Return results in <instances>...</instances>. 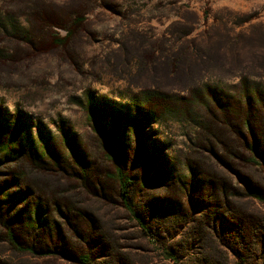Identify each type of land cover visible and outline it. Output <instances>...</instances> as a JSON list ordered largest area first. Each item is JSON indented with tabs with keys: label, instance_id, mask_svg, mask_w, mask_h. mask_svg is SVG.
I'll list each match as a JSON object with an SVG mask.
<instances>
[{
	"label": "rangeland",
	"instance_id": "rangeland-1",
	"mask_svg": "<svg viewBox=\"0 0 264 264\" xmlns=\"http://www.w3.org/2000/svg\"><path fill=\"white\" fill-rule=\"evenodd\" d=\"M74 10H88L84 26L65 48L58 47L51 37L65 33L41 26L40 19L64 17ZM33 19L38 23L35 28ZM187 48L206 54L202 74L206 82L225 88L237 82L230 67H215L217 59L210 54L229 48L237 59L227 63L249 67V77L264 83V0H0V121L9 124L21 118L33 136L50 139L64 165L59 189L79 202L78 210L92 218L88 220L99 227L103 224L115 236L117 255L125 254L134 264H174L137 237L135 223L114 203L81 196L76 189L75 177L84 176L80 166L87 182L103 185L110 198L117 189L105 178L112 166L106 158L109 143L94 134L92 112L104 118L111 138L128 131L119 146L121 161L126 159L135 176V198L146 216L153 209L159 215L186 217L194 229V220L217 212L211 225L216 233L206 232L221 235V243L246 256L245 264H264V240L256 236L258 230L264 233V203L233 197L228 211L213 186L226 178L233 180L236 189L252 185L264 194V174L242 168L237 177L189 154L194 135L189 122L169 115L155 120L147 117L145 108L136 110L132 105L133 97L143 91L186 95L185 81L171 74L167 62ZM128 118L142 135L128 126ZM64 134L70 136L74 156L63 145ZM188 225L176 226L163 217L156 228L162 237L180 241ZM221 243L215 251L208 248V241L192 248L178 245L180 264H202L193 258L203 254L216 260L226 256L224 264H241ZM211 244L215 248L212 239ZM0 255L15 264L24 261L2 244ZM31 263L71 264L59 258Z\"/></svg>",
	"mask_w": 264,
	"mask_h": 264
},
{
	"label": "trees",
	"instance_id": "trees-1",
	"mask_svg": "<svg viewBox=\"0 0 264 264\" xmlns=\"http://www.w3.org/2000/svg\"><path fill=\"white\" fill-rule=\"evenodd\" d=\"M87 13L88 10H74L64 17L52 15L41 18V26L63 31L64 35H54L51 38L54 45L65 48L84 26ZM37 25V21L33 19L32 26L35 28ZM210 54L214 55L210 57L217 59L214 60L218 64L216 68L230 67L235 73L237 82L233 86L225 88L204 81L203 60L207 57L206 54L187 48L183 52L175 53L167 62L171 74L180 76L185 81L186 95L179 97L159 91H143L133 97L132 105L136 110L145 108L147 117H153L155 120L169 115L189 122L194 131L189 154L201 156L205 161H211L237 177H241L239 171L242 168L259 170L264 174V83L249 77L246 73L249 67L234 62L227 63L230 58L237 59L234 49L226 48L214 53L211 51ZM140 66L143 67L142 63ZM89 121L93 123L94 134L109 143L106 158L112 166L105 178L115 183L117 189L115 195L110 198L103 185L87 182L85 170L77 164L84 174L81 177L74 173L77 176L76 189L81 191V196L114 203L135 223L139 234L137 237L147 240L165 261L181 263L178 245L192 248L204 246L208 241V248L214 251L216 247L219 248V242L223 241H220L221 235L206 232L207 229H212L213 233H216L211 225L217 220V212L194 220V223H197V228L194 229L189 227L190 221L187 222L186 217L182 219L178 215L167 213L159 215L157 210L153 209L146 216L135 198L138 187L135 176L131 169L126 167V159L124 158V163L121 161L122 151L119 146L126 141L128 131L116 132L111 138V130L103 117L92 112L89 114ZM127 122L129 127L142 135L141 129L134 125L131 118H128ZM63 138L66 151L74 156L70 136L64 134ZM117 143L119 144L116 146ZM60 155L49 138L33 136L21 118L9 124L0 121V244L5 245L14 256L22 258V264H32V259L44 258H59L71 264H134L127 260L125 254H121L123 257L116 254L114 246H118V242L115 236H112L103 224L99 227L94 220H88L92 218L78 210L79 202L66 197L69 196L68 192L59 189V175L64 169ZM197 163L194 160L196 166ZM194 164L190 166L192 172L196 170ZM193 174L195 176V173ZM52 183L53 186L49 187ZM213 186H217L223 197L221 205H225L228 211L232 207L233 197L252 198L264 203V194L252 185H249L247 190H239L233 180L225 178V181L219 179ZM163 217L176 226L180 223L188 225L180 241L159 234L156 226L158 220ZM95 226H98L99 230ZM262 234L264 233L260 230L256 231V236L264 240ZM105 242L110 250L104 246ZM221 245L228 247L241 264L247 262L246 256L241 255L227 242ZM103 247L107 249L100 253L99 250ZM193 259L202 264L227 262L226 256L216 260L204 254ZM0 264L15 263L0 255Z\"/></svg>",
	"mask_w": 264,
	"mask_h": 264
}]
</instances>
